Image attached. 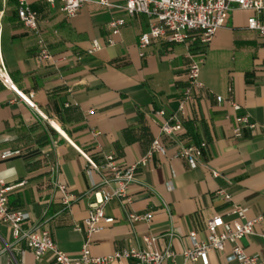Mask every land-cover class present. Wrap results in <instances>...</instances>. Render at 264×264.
Instances as JSON below:
<instances>
[{"label": "crops", "instance_id": "1", "mask_svg": "<svg viewBox=\"0 0 264 264\" xmlns=\"http://www.w3.org/2000/svg\"><path fill=\"white\" fill-rule=\"evenodd\" d=\"M27 1L37 12L38 34L20 21L17 0H0V50L7 71L17 89L33 93L46 116L41 118L0 83V177L6 184H20L8 202L29 214L25 227L42 223L58 249L77 258L86 239L91 190L101 180L82 153L97 163L106 154L121 165L134 163L180 106L182 132L160 136L163 152L137 167L129 203L112 199L105 205L113 220L89 237L90 255L141 249L143 237L154 236L156 249L169 247L176 253L161 264H201L181 255L190 245L189 232L203 240L207 220L215 214L227 222L236 220L235 206L244 209L245 219L264 213V37L247 28L253 10L233 5L206 45L193 33L186 43L160 37L140 50L138 38L150 19L129 16L122 8L124 0H109L111 6L86 0L73 17L61 11L58 1ZM114 18L125 23L119 35L111 36L109 22ZM108 38L114 44L107 45ZM40 40L52 56L49 61L36 59ZM92 40L103 46L89 54ZM189 53L203 54L202 89L192 101L182 102ZM242 115L255 124L253 129L242 125ZM202 140L206 147L195 167L173 157L180 146ZM4 152L12 153L1 157ZM59 186L74 196L68 205ZM218 190L227 192L229 200ZM127 212H151L152 218L130 223ZM262 234L264 226H254L241 245L264 264ZM230 254L229 243L222 252L209 251V264H236ZM12 263L55 261L51 251L36 259L24 241L13 237L10 226L0 222V264Z\"/></svg>", "mask_w": 264, "mask_h": 264}, {"label": "built area", "instance_id": "2", "mask_svg": "<svg viewBox=\"0 0 264 264\" xmlns=\"http://www.w3.org/2000/svg\"><path fill=\"white\" fill-rule=\"evenodd\" d=\"M52 4L60 2V9L67 17L75 16L82 4L86 0H45ZM99 4L111 6L109 0H98ZM17 15L23 25L32 33L38 34L37 12L31 7L27 0H17ZM233 5L243 9H250L255 12V16L247 19V28L256 31L264 37V0H124L123 10L129 15L143 14L150 21L148 29L143 31L138 38V48L144 49L154 40L165 37L172 43H186L190 35L195 33L196 40L200 44H208L216 31L224 25ZM1 18V15H0ZM124 20L119 18L111 19L109 28L111 36L119 35L120 29L124 25ZM107 45L114 44L112 38L107 39ZM36 59L49 61L52 56L47 47L40 40ZM98 40H92L87 49L89 54L102 48ZM143 55V52H140ZM203 62L202 53H189L187 66V81L182 93V102L192 101L196 91L202 89L199 80L200 67ZM0 83L11 90L17 98L23 101L41 118L46 119L33 100V93H23L14 85L4 62L0 50ZM218 102L222 101L221 96H217ZM237 109L238 105L232 103ZM164 114L163 110L158 112ZM183 107H179L176 114L166 118L159 129V135L152 140L148 152L138 161L129 165H121L113 154L104 155L100 162H94L85 154L90 169L96 170L100 176V182L94 186L91 192L94 200L89 204L88 214L84 220L86 239L82 243L81 252L77 258H73L58 249L49 231L42 223H36L25 227L24 222L28 220L29 214L21 209H15L8 202L9 193L17 186L6 184L0 177V222L7 224L12 229L13 237L22 240L31 250L33 256L39 259L44 253L51 251L55 264H108L114 260L132 259L133 264H161L164 259H173L176 253L169 247L158 250L154 247L156 238L154 236H144V248H123L115 250L112 254L94 257L89 252V237L102 229V223L113 220L105 214V205L112 199H118L123 204L129 203L131 197L128 194L129 185L135 181V170L140 165H146L153 154L163 152L160 143V136L175 137L183 130L182 123ZM243 126L253 129L255 124L242 115L239 118ZM235 135L239 136L240 127L234 129ZM206 147L204 140L198 144L180 146L173 157L183 158L190 167H195ZM12 152H4L1 157L10 155ZM217 176V172L212 173ZM62 193L63 202L68 205L74 196L66 188L59 186ZM224 199L229 200L230 196L224 190H218ZM232 213L236 220L227 222L222 216L215 214L210 217L205 225L206 237L200 240L195 231L188 234L190 245L185 248L181 255L190 261H199L201 264H209V251L222 252L226 243L231 244L230 258L236 264H262L256 255L247 254L242 245L241 239L254 232V226L262 224L264 226V213L258 214L251 219H245L244 209L235 206ZM152 218L151 212L135 213L127 212L126 219L130 222L146 221ZM264 237V234H262ZM13 264V263H12Z\"/></svg>", "mask_w": 264, "mask_h": 264}]
</instances>
